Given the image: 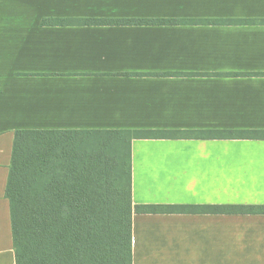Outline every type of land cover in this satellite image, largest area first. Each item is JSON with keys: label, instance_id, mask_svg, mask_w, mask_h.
I'll use <instances>...</instances> for the list:
<instances>
[{"label": "crops", "instance_id": "0c3cea01", "mask_svg": "<svg viewBox=\"0 0 264 264\" xmlns=\"http://www.w3.org/2000/svg\"><path fill=\"white\" fill-rule=\"evenodd\" d=\"M23 129L161 132L132 141L133 203L161 207L133 264H264V214L180 210L264 205V0H0V264Z\"/></svg>", "mask_w": 264, "mask_h": 264}, {"label": "trees", "instance_id": "16d2710c", "mask_svg": "<svg viewBox=\"0 0 264 264\" xmlns=\"http://www.w3.org/2000/svg\"><path fill=\"white\" fill-rule=\"evenodd\" d=\"M245 133L218 132L227 138ZM257 133L246 137H264V131ZM160 134L17 130L6 186L16 264H133V215L161 207L133 203L132 141ZM180 210L264 214V205H183Z\"/></svg>", "mask_w": 264, "mask_h": 264}]
</instances>
